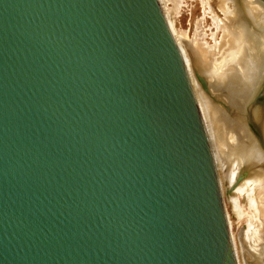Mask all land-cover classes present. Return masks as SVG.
<instances>
[{
	"label": "water",
	"instance_id": "water-1",
	"mask_svg": "<svg viewBox=\"0 0 264 264\" xmlns=\"http://www.w3.org/2000/svg\"><path fill=\"white\" fill-rule=\"evenodd\" d=\"M0 264H236L158 0H0Z\"/></svg>",
	"mask_w": 264,
	"mask_h": 264
},
{
	"label": "bare ground",
	"instance_id": "bare-ground-1",
	"mask_svg": "<svg viewBox=\"0 0 264 264\" xmlns=\"http://www.w3.org/2000/svg\"><path fill=\"white\" fill-rule=\"evenodd\" d=\"M209 1L202 0V6L220 32L219 37L212 34L211 45L198 39L199 29L197 32L193 29L192 38L186 33L172 31L185 53L189 83L211 148L236 264H250L244 256L252 259L251 264H261L264 254V148L248 129L251 124L248 112H252L253 121L262 129L264 145V105L260 104L264 98L257 97L264 83V2L215 0L217 13L207 6ZM158 2L161 6L163 0ZM214 97L218 100L214 101ZM251 128L257 134L253 125ZM241 176L244 179L238 182ZM227 203L238 221L244 219L239 234L242 261L225 207Z\"/></svg>",
	"mask_w": 264,
	"mask_h": 264
},
{
	"label": "rangeland",
	"instance_id": "rangeland-1",
	"mask_svg": "<svg viewBox=\"0 0 264 264\" xmlns=\"http://www.w3.org/2000/svg\"><path fill=\"white\" fill-rule=\"evenodd\" d=\"M178 1H179V3H178ZM215 3H216L215 0H210L209 1L210 5H207V6H210L212 9L214 8L213 11L219 13V11L216 8V4ZM161 4H162L161 8L164 9L163 11L165 12V14H164L165 20L167 22V25L169 26V29H170L171 34L173 36V39L175 40V43H176L177 47L179 48V52H180V54L182 56L183 63H184V66H185V70L187 72V77H188V79L190 81V78H189L190 75L188 73L189 70H188L187 65H186V57L184 55L185 53L183 52V47H182L181 43L178 41V38H176L174 36L173 31L175 30L177 33H182L183 32V34L186 33L188 38H192V36H193L192 33H194V31L197 32L198 29H199L200 31L197 32L198 33L197 37H199L198 39L201 40V41H205L209 45H211L213 43L212 34L215 33V36L219 37L220 36V34H219L220 32L217 30V28L214 25V23L211 22L213 20L210 17V15L207 12V10H205L203 8L202 0H166V2H165V0H163V2H161ZM163 5L165 6V8H164ZM203 10H204V12H203ZM197 21L199 22V24H198ZM195 25L197 26V28H196ZM172 29H174V30L172 31ZM193 29H194V31H193ZM214 30L217 31V32H215ZM200 38H202V39H200ZM204 88L206 89V87H204ZM215 100L217 101L218 99H216L214 97V101ZM263 102H264V100L260 102V104H262V106L264 105ZM262 106H260V107H262ZM259 111H260V113H262V109L259 108ZM250 112L251 111L249 110V112H248L249 113V116H248L249 120L248 121L251 124L247 123V125L249 124L248 125V129H249L250 133L252 134V136L257 140V142L259 143V145L263 149L264 145H263V137H262V133H261L262 129L260 128V126L258 124H256L253 121V119L251 117V113L252 112L251 113ZM251 125H253V127H255V132H257V134H254L252 132ZM241 179H244V178H242V176L239 177L238 182H240ZM233 189L234 188H232V190H230L231 193H232ZM225 207H226L227 213H228V215L230 217V220H231V223H232L233 235L235 237V240L237 241L236 244L238 243L237 250H238V253H239V257L241 258V261H242L243 253L241 252V249L239 247V239L241 238V236L239 234H240V229H242L241 227L244 226V219H241V220L238 221L234 217V215L232 214L231 207H230V205L228 203L225 205ZM240 253H241V255H240ZM244 257H245L244 260H246L247 263H248V261H249L250 264L252 263V259H248L247 256H244ZM260 263L264 264V254H263V260L261 259Z\"/></svg>",
	"mask_w": 264,
	"mask_h": 264
}]
</instances>
